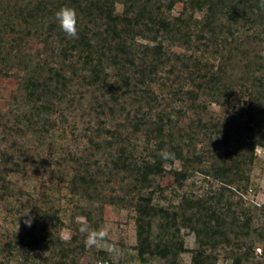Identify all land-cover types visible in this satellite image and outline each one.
Masks as SVG:
<instances>
[{
  "label": "trees",
  "instance_id": "1",
  "mask_svg": "<svg viewBox=\"0 0 264 264\" xmlns=\"http://www.w3.org/2000/svg\"><path fill=\"white\" fill-rule=\"evenodd\" d=\"M177 2L0 0V75L4 66L23 64L21 95L27 105L20 114L0 113V141L12 137L0 151L1 187L6 189L7 176H25L37 162L57 169L72 198L115 204L104 193L115 182L133 195L136 250L143 263L159 257L164 264H180V254L187 251L180 237L185 228L199 245L190 264H215L213 251L219 247L233 264H253V241L244 246V240L254 234L264 253V227L253 225L250 209L241 207L236 215L228 203L222 206L221 190L211 197L183 194L177 205L167 207L154 204L153 198L163 190L159 182L167 174L173 177V194L193 172L211 177L229 193L249 183L255 148L264 146V8L260 0H183L181 13L173 16ZM117 4L123 6L122 16L115 12ZM65 6L77 12L76 39L66 37L55 19ZM197 13L202 17L196 18ZM11 34L15 36L9 39ZM34 37L59 60L58 67L29 62L31 56L20 54V46ZM164 42L193 53H175ZM212 55L218 56L217 63ZM239 58H244L241 66ZM238 67L242 71L236 77ZM155 85L166 94H157ZM236 87L241 88L237 93ZM89 92L95 101L79 116L86 120V145L81 154H72L55 143V133L63 132L55 116L67 123L66 113ZM210 102L225 107L226 115L211 113ZM23 137L37 143L18 142ZM43 144H56L54 152L60 155L48 160ZM161 150L174 158L162 160ZM174 162L181 169L167 171L165 164ZM36 214L30 230L18 239L28 252L42 247L61 261L84 253V243L70 247L57 235L61 221L55 204Z\"/></svg>",
  "mask_w": 264,
  "mask_h": 264
},
{
  "label": "rangeland",
  "instance_id": "2",
  "mask_svg": "<svg viewBox=\"0 0 264 264\" xmlns=\"http://www.w3.org/2000/svg\"><path fill=\"white\" fill-rule=\"evenodd\" d=\"M177 4L172 10L173 16H178L182 9L183 0H177ZM116 14L122 16L123 6L116 5ZM196 18H201L202 14H195ZM222 22L227 25L228 22L223 19ZM15 35H9V39ZM52 42V41H50ZM173 52L190 56L193 52L178 43L164 42ZM53 49L57 50L58 46L52 42ZM248 47V46H247ZM251 47H249V50ZM21 55L27 59L31 56L29 62L46 61L53 66L58 67V59L50 52L46 51L44 44L37 37L27 40L20 46ZM244 58H239V65L242 64ZM210 60L214 63L218 62V56L212 55ZM24 59H22V62ZM12 65V64H11ZM23 65V64H22ZM9 66L3 68V74L0 75V113L20 114L27 110L24 103V97L21 95V79L25 76L23 66ZM241 66V65H240ZM242 70L238 67L236 77L241 75ZM154 91L159 95L166 94L158 85L153 86ZM240 87H236L235 92H239ZM95 94L89 92L82 104H76L70 112L66 113L67 123L58 120L60 129L63 132H57L54 135L56 144L67 147V151L72 154H81L82 148L86 145V141L82 137V128L85 126L86 120L80 119L83 108L89 107L95 101ZM17 98V101H15ZM244 108L249 102L244 96ZM208 109L216 117L226 115V108L219 106L213 102L208 104ZM74 122V123H73ZM12 120L10 124H12ZM2 129L0 128V131ZM1 134V132H0ZM2 136V135H1ZM5 141H0V151L7 149L10 145L12 137H5ZM20 143H37L36 138H17ZM61 143V144H60ZM55 145H44V152L48 160L55 155ZM29 145V144H28ZM66 150V149H65ZM254 163L249 172V183L240 188H233V192L223 191L221 184L211 177L193 172L185 183L182 190H178L177 194L172 191L175 188L173 177L167 174L160 180L161 192H156L153 203L167 207L168 205H177L183 194L192 197H211L213 194L221 190L223 198L222 206L229 204L232 212L240 215L241 207L250 209L252 223L255 227H264V146L255 148ZM1 155V154H0ZM1 158V157H0ZM35 162V161H33ZM31 163V162H30ZM37 162L29 165L26 169L25 176L21 172L12 173L6 177V189L1 187L0 183V264H164V260L159 257L148 258L143 263L137 254L136 245V213L130 203L132 194H125L117 183L112 182L111 186L104 188L106 197H113L115 204L90 202L86 199L72 198L68 194L66 187H63L57 176L58 171L53 166ZM207 165V164H206ZM63 168V167H62ZM165 169L179 170L181 165L174 162L173 165L165 164ZM47 200L50 201L48 204ZM46 201V202H45ZM51 203L59 209V219L61 225L56 228V233L60 239L68 246L72 247L78 243H84L85 251L82 255H71L69 259H62L57 253H52L45 248L39 247L33 251L23 247L18 239L25 236V229L30 230V222L37 216L39 209H46ZM36 212V213H35ZM84 212L87 214L85 215ZM83 218V219H81ZM88 218V219H87ZM243 218V217H242ZM50 225V224H49ZM87 226V231L82 229ZM253 226V227H254ZM103 230L106 236L101 239L96 246L86 244V238L90 231ZM153 232L156 235L157 221L153 225ZM233 237V234H230ZM180 237L183 240L186 252L180 254V264H190L192 259V251L199 249L195 235L188 229H180ZM254 234L249 239L244 240L245 245H251L252 252L249 257L253 264H264L263 244L257 242ZM7 245L11 248L8 249ZM19 250V251H18ZM223 247L214 250L217 255L215 264H233V258L227 256ZM244 250V248H243ZM208 252L210 251L207 250Z\"/></svg>",
  "mask_w": 264,
  "mask_h": 264
},
{
  "label": "clouds",
  "instance_id": "3",
  "mask_svg": "<svg viewBox=\"0 0 264 264\" xmlns=\"http://www.w3.org/2000/svg\"><path fill=\"white\" fill-rule=\"evenodd\" d=\"M259 6L261 8H264V0H260ZM55 19L58 23L59 28L66 35V37L72 39L78 38V16L74 8L67 6L60 8L55 13ZM158 155L161 157L162 160L166 161L169 159H173L175 154L166 150H161ZM28 226L31 225L29 224ZM82 231H87L86 225L82 229ZM105 236L106 233L103 230H93L89 232L85 242L89 246H96L98 245L99 241Z\"/></svg>",
  "mask_w": 264,
  "mask_h": 264
}]
</instances>
